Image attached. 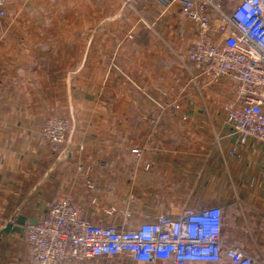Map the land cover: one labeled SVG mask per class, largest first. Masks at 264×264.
<instances>
[{"label": "crops", "instance_id": "obj_1", "mask_svg": "<svg viewBox=\"0 0 264 264\" xmlns=\"http://www.w3.org/2000/svg\"><path fill=\"white\" fill-rule=\"evenodd\" d=\"M196 37L178 1L7 0L0 19V228L39 221L61 195L93 223L121 222L104 209L126 200L128 226L183 207L219 206L222 248L237 245L264 263V146L254 138L240 143L223 105L205 103L203 79L186 56ZM48 116H72L56 150L39 142ZM159 174L193 178L157 200L145 192ZM88 177L95 189L86 188ZM128 192L138 194L128 199ZM0 264H32L23 233L0 240ZM69 264L171 262L117 254Z\"/></svg>", "mask_w": 264, "mask_h": 264}, {"label": "built area", "instance_id": "obj_2", "mask_svg": "<svg viewBox=\"0 0 264 264\" xmlns=\"http://www.w3.org/2000/svg\"><path fill=\"white\" fill-rule=\"evenodd\" d=\"M178 1L181 12L196 26L197 37L187 59L207 84L227 79L235 83L233 97L222 106L225 123L240 143L254 138L264 146V0H162ZM7 0H0V19ZM227 3V4H226ZM223 5H230L226 10ZM70 116H48L39 142L56 150L68 137ZM132 152L140 155V149ZM82 167H78L80 169ZM85 175L88 168L83 169ZM94 189V181L86 179ZM130 195L128 199H131ZM109 206L121 222L93 223L68 195L57 196L39 221L23 226L25 243L34 264H69L95 257L124 254L136 261H170L228 264H264L237 245L222 248L221 208L183 207L175 214L160 213L154 220L128 226L125 206Z\"/></svg>", "mask_w": 264, "mask_h": 264}, {"label": "rangeland", "instance_id": "obj_3", "mask_svg": "<svg viewBox=\"0 0 264 264\" xmlns=\"http://www.w3.org/2000/svg\"><path fill=\"white\" fill-rule=\"evenodd\" d=\"M223 6L227 10L230 5H223ZM202 82L205 86V88H204L205 89V103L208 105L209 104H219L220 106H222L230 98L228 93L232 94L231 92H233L235 89V83H233L229 80H226L224 82H220V85H218L219 82H217L218 84L217 83L207 84V83H205L204 80H202ZM158 104H161V103H158ZM170 105L172 106V108H176L177 103L173 102ZM70 117H72V116H70ZM133 148H138V147H132L130 149L131 152H132ZM145 167L147 168L148 165H145ZM192 178H193L192 176L191 177H185V176H181V175L170 176L168 174H159L157 176H154L151 179V181H149V185H150V188L152 191L145 192V194L148 196H152L158 200V198H162L164 196L165 191L167 189H170L171 187H176V186L180 187V186L191 185V183L188 182V179L191 180ZM94 185H95V182H94ZM89 190H91V189H89ZM136 194H138V193L128 192V193H126V197L128 198L131 195L133 198V196H136ZM110 206H115V205L112 204ZM32 264H34V263L32 262Z\"/></svg>", "mask_w": 264, "mask_h": 264}, {"label": "water", "instance_id": "obj_4", "mask_svg": "<svg viewBox=\"0 0 264 264\" xmlns=\"http://www.w3.org/2000/svg\"><path fill=\"white\" fill-rule=\"evenodd\" d=\"M23 227L14 224L12 221H7L1 228H0V240L8 234H15V235H22Z\"/></svg>", "mask_w": 264, "mask_h": 264}]
</instances>
